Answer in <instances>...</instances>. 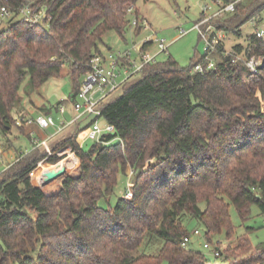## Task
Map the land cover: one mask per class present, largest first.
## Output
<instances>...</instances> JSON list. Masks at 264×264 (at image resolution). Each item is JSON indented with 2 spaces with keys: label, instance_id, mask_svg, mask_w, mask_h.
Masks as SVG:
<instances>
[{
  "label": "trees",
  "instance_id": "trees-1",
  "mask_svg": "<svg viewBox=\"0 0 264 264\" xmlns=\"http://www.w3.org/2000/svg\"><path fill=\"white\" fill-rule=\"evenodd\" d=\"M139 1L0 0L11 9L46 8L48 16L43 25L14 17L0 27V134L15 125L21 91L28 96L65 70L75 101L77 79L102 55L104 36H123L131 26L128 9L139 20ZM241 3L212 22L217 30L240 36L264 9V0L248 8ZM252 55L264 56V38L250 36L245 54L241 46L227 54L221 44L214 69L204 74L192 70L206 64L205 55L188 68L171 57L146 65L99 105L113 133L85 151L77 137L92 123L86 119L49 142L55 155L50 164L61 161L57 154L65 148L79 159L77 175H64L57 188L51 183L41 189L30 179L48 156L44 147L19 155L0 173V264H209L205 255L182 245L190 235L184 220L201 222L205 239L214 244V236L235 237L231 205L242 222L254 206L264 215V66L252 73L244 61ZM136 75L139 80L131 84ZM128 167L133 197L111 206L119 175ZM147 237L163 241L159 253L135 255ZM243 240L227 252H247L250 244ZM263 262L264 243L240 263Z\"/></svg>",
  "mask_w": 264,
  "mask_h": 264
},
{
  "label": "rangeland",
  "instance_id": "rangeland-1",
  "mask_svg": "<svg viewBox=\"0 0 264 264\" xmlns=\"http://www.w3.org/2000/svg\"><path fill=\"white\" fill-rule=\"evenodd\" d=\"M33 1V0H31ZM213 0H208V3L212 5ZM236 1V0H232ZM257 0H243L242 8H248L250 5L255 3ZM204 2L201 0H140L136 5V10L139 11V28L130 26L123 36H120L116 32H110L103 38V44L99 45V49L103 54H112L116 58L130 53L133 60H139V54L137 49H140L145 42L153 41L150 47L146 50L147 53L154 55L158 51L155 39H165L166 42L171 45L166 53H162L157 58V62H163L168 57L174 59L181 67L188 68L191 66L192 61L199 59L205 55L204 46L199 39V34L196 30H193L195 24L199 21L202 13ZM213 8L214 5H212ZM131 21L133 17H129ZM255 20V21H253ZM246 23L241 28V35L237 36L233 32H226V39L224 40V46L227 52L234 53V47L241 46L243 48V54H245L248 38L255 35L256 30H260L264 33V9L260 12V15ZM5 21L0 27H5L7 22ZM185 31V36H180ZM243 56V55H242ZM244 57V56H243ZM139 75L134 76L130 83L133 84L139 80ZM85 80V76H80L77 81L82 84ZM73 81L65 72H63L60 78L52 79L44 84L39 90L26 96L21 91L23 96V104L18 107L13 116L24 115L26 117H36L38 115H45V110L51 112L52 116L58 123L57 128L59 129L70 121L73 116ZM64 106L66 109L65 114H60L58 107ZM101 127L106 125L104 119L98 121ZM24 134L20 131V127L14 125L11 132L8 134H0V173L4 168L10 166L16 162L19 155L27 154L32 150L38 141L45 138V132L31 131L24 127ZM81 134V133H80ZM79 134V135H80ZM65 134L60 137L63 138ZM95 141L84 138L83 148L88 151ZM72 155V154H71ZM70 152L66 153L61 160L66 159L67 175H77L78 165L73 161L74 157H70ZM75 167L73 168V164ZM70 167V168H69ZM74 171V172H73ZM133 176V170L128 167L125 174L121 173L118 178V184L115 188L114 194L111 197L109 204L114 206L118 198H127L126 193L131 190V178ZM61 183V180L53 182V187L57 188ZM45 184L41 189H44ZM133 193V192H132ZM2 196L0 195V202ZM100 206L103 208L108 207L106 201H101ZM205 204H201L200 208L204 210ZM230 216L233 225L236 228L234 244H231L226 239V235L214 236L212 241L214 245L220 244L221 250L224 252L223 256H229V260L222 258H215L212 251L203 248V244L206 239L204 237L206 233L205 226L198 220H184V223L192 236V243L188 245L189 249L199 252L205 255L209 261V264H241L244 260L250 258L254 254V249L259 244L264 243V215L261 214L259 208L254 206L252 208L251 217L246 221L242 222L237 214L234 206H230ZM199 230L201 236H193V232ZM245 238L250 247L247 252L242 253H228L227 249L230 247L234 248V245H238L239 242ZM155 240V239H154ZM151 241L149 237L145 238L141 248L135 253V255H151L156 256L162 245L163 241L155 240Z\"/></svg>",
  "mask_w": 264,
  "mask_h": 264
},
{
  "label": "built area",
  "instance_id": "built-area-1",
  "mask_svg": "<svg viewBox=\"0 0 264 264\" xmlns=\"http://www.w3.org/2000/svg\"><path fill=\"white\" fill-rule=\"evenodd\" d=\"M201 1L204 2L201 18L195 24L193 30L198 32L199 39L204 46L206 64L196 65L192 72L204 74L205 71L214 69V55L218 53V48L224 43L227 34L224 31L217 30L212 22L217 18H223L229 13H234L235 5L243 0H236L229 4L224 3L222 0H213L212 5H214L215 8L208 3V0ZM30 6L31 5H28L18 9H11L5 5L0 6V26L5 21L14 17L22 19L33 25H43L46 23L45 21L48 19L47 9L41 8L33 10ZM134 12L135 9L130 8L128 9L127 14L133 17L131 25L137 27L139 25V20L135 17ZM186 34L187 32L183 31L180 36H185ZM255 36L257 38H264V33L257 29ZM145 43H153V41H147ZM155 43L157 44L158 51L154 55L147 53V51L143 49V46L140 49H137L139 60H133L130 53H126L117 58L112 54L94 56L90 62V71L85 75V80L81 84L76 100L73 102L72 108L74 117L69 125L86 119L92 120V123L85 129L84 132H82L85 138L91 141H99L103 135L113 133L114 129L112 125L107 123L104 127L99 125L98 121L101 119L99 105L110 93L117 90L130 77L140 73L146 65L156 62L159 55L166 53L171 46L165 39H155ZM235 58L236 60H243L241 56L238 55H236ZM244 61L247 68L252 73H258V71L264 66V56L252 55ZM58 111L62 115L66 113L64 106L58 107ZM14 121L15 126L17 127H26L36 124L43 131H48L52 128H57L58 126L56 120L52 116L45 115H40L35 119L24 115H18L14 116ZM61 131L62 129L59 128L55 133L47 134L44 139L38 141L35 145L36 148L44 147L48 154L47 158L39 162L36 169L30 173V179L36 187L42 188L45 184H48L50 182L48 177L50 174L59 173L62 169H68L66 163H64L66 162V159H63L56 164L49 163V159L55 157L49 147V142L52 141ZM69 152V158L71 156L74 157L73 161H75L74 163L77 165L78 163L76 162H79V159L77 158L75 152L71 150ZM64 155L62 152L57 154V156L61 158ZM74 163L72 164L73 168L75 167ZM61 164L64 165L60 166ZM126 196L127 198H132L133 193L128 191ZM193 236H201V232L199 230H195L193 232ZM191 243V234L183 238L182 245L184 247L190 245ZM203 248L212 251L215 258L224 257V252L221 250L219 243L214 245L206 240L203 244ZM257 264H264V262Z\"/></svg>",
  "mask_w": 264,
  "mask_h": 264
},
{
  "label": "crops",
  "instance_id": "crops-1",
  "mask_svg": "<svg viewBox=\"0 0 264 264\" xmlns=\"http://www.w3.org/2000/svg\"><path fill=\"white\" fill-rule=\"evenodd\" d=\"M201 18V17H200ZM152 44V43H151ZM151 44H149L147 47H145V50H147L149 47H150V45ZM227 51V50H226ZM228 53H231V52H228ZM103 54V53H102ZM103 55H106V54H103ZM74 113V112H73ZM38 116H40V115H38ZM38 116H36V117H38ZM36 117H34V119L36 118ZM73 117H74V114H73V116H72V118L70 119V121L69 122H67V123H64V125L62 126V127H60L61 129H62V131L61 132H59L57 135H56V137L55 138H59L64 132H65V128L72 122V120H73ZM58 124V123H57ZM27 127V129H31V131H32V133L34 132H37V128H39L36 124H34V125H31V126H26ZM40 129V128H39ZM39 131H41V132H45V135L46 134H49V133H55L57 130H55V128H52V129H50V130H48V131H43L42 129H40ZM84 132V131H83ZM54 138V139H55ZM84 138H85V136L81 133L80 135H78V137H77V142H78V144L82 147L83 145V140H84ZM44 139V138H43ZM42 140V139H41ZM33 149V148H32ZM71 150V148H65V149H63V150H61L60 152H62V154L64 155V154H66V153H68L69 151ZM72 151V150H71ZM7 168V167H6ZM5 169V168H4ZM236 242V241H235ZM234 242V239H232L231 241H230V243L231 244H234L235 243ZM234 247H236V245H234Z\"/></svg>",
  "mask_w": 264,
  "mask_h": 264
},
{
  "label": "water",
  "instance_id": "water-1",
  "mask_svg": "<svg viewBox=\"0 0 264 264\" xmlns=\"http://www.w3.org/2000/svg\"><path fill=\"white\" fill-rule=\"evenodd\" d=\"M66 173H67V171L65 169H62L59 173H52V174H50L48 176L49 179H50V182L48 184H50L53 181H57L58 179H60L64 175H66Z\"/></svg>",
  "mask_w": 264,
  "mask_h": 264
},
{
  "label": "bare ground",
  "instance_id": "bare-ground-1",
  "mask_svg": "<svg viewBox=\"0 0 264 264\" xmlns=\"http://www.w3.org/2000/svg\"><path fill=\"white\" fill-rule=\"evenodd\" d=\"M64 163H66V162H64ZM64 164H61L60 166H63Z\"/></svg>",
  "mask_w": 264,
  "mask_h": 264
}]
</instances>
